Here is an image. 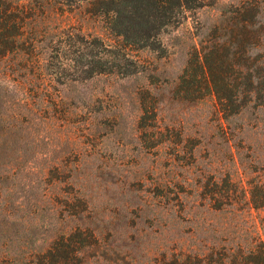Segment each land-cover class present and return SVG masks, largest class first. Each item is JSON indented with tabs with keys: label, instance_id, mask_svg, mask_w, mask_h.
Here are the masks:
<instances>
[{
	"label": "rangeland",
	"instance_id": "1",
	"mask_svg": "<svg viewBox=\"0 0 264 264\" xmlns=\"http://www.w3.org/2000/svg\"><path fill=\"white\" fill-rule=\"evenodd\" d=\"M47 2L0 53V264L75 229L95 235L78 264H243L264 242V0H189L151 47L112 29L129 4Z\"/></svg>",
	"mask_w": 264,
	"mask_h": 264
},
{
	"label": "trees",
	"instance_id": "2",
	"mask_svg": "<svg viewBox=\"0 0 264 264\" xmlns=\"http://www.w3.org/2000/svg\"><path fill=\"white\" fill-rule=\"evenodd\" d=\"M91 4L98 7H103L112 4H129L130 9H126L125 13H121L119 7L111 6L110 10L116 13L114 23L116 26L112 29L116 30L120 35L131 39L136 43H140L141 39L145 40V45L153 46V42H150V38L155 36L156 33L162 28L172 25L174 21H177L174 16V11L177 8L187 7L189 0H87ZM46 2V3H45ZM49 2L47 0H0V53L11 51L14 49H25L28 45L32 46V43L27 42H15L13 40L16 35V31L25 29L26 21H33L40 15H47L50 11ZM113 7V8H112ZM176 19V20H175ZM179 22V21H178ZM123 27L124 32L120 28ZM119 27V28H117ZM227 26L222 25L221 28ZM31 28H34L31 26ZM247 43V41L245 42ZM204 55V56H203ZM202 57H206L207 54H203ZM199 62L202 64L203 78H205V88L212 87L208 81V76L213 74V67L206 61L202 62L200 55H198ZM225 59L229 60L227 56ZM225 61V60H224ZM230 64L229 62L227 65ZM205 68L207 72H205ZM249 83H251V75L248 77ZM224 87L227 89L229 82L225 77ZM220 103L223 109L228 108V104L223 96H219ZM230 103H234L233 99H230ZM238 107V105H237ZM94 240L95 235L88 229H75L70 233H62L57 236L49 247L45 250H41L34 254L31 258L30 264H78L75 260H79L83 255V244ZM181 253H175V262L173 264H197V257H192L191 254L186 256H180ZM242 255L239 253H233V264H242L239 257ZM242 257V256H241ZM194 258V259H193ZM200 264V263H199ZM243 264H264V242H260L256 246H252L248 252H246V258Z\"/></svg>",
	"mask_w": 264,
	"mask_h": 264
}]
</instances>
